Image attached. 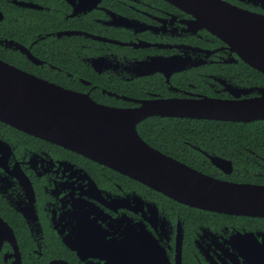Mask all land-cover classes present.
I'll use <instances>...</instances> for the list:
<instances>
[{
    "label": "flooded vegetation",
    "instance_id": "af4514ba",
    "mask_svg": "<svg viewBox=\"0 0 264 264\" xmlns=\"http://www.w3.org/2000/svg\"><path fill=\"white\" fill-rule=\"evenodd\" d=\"M191 4L0 0V61L116 110L233 103L239 115L257 118L156 113L137 131L151 148L209 177L264 187V72L242 55L248 36L264 35V0ZM195 120L255 128H171ZM0 219V264H163L164 256L169 264H264V210L179 203L2 120Z\"/></svg>",
    "mask_w": 264,
    "mask_h": 264
},
{
    "label": "water",
    "instance_id": "95a60500",
    "mask_svg": "<svg viewBox=\"0 0 264 264\" xmlns=\"http://www.w3.org/2000/svg\"><path fill=\"white\" fill-rule=\"evenodd\" d=\"M171 1L187 8L193 0ZM248 37L253 38L242 55L264 72V35ZM223 38L229 39L230 35ZM232 39L234 46L239 45L235 37ZM235 110L233 103L223 105L209 100L159 102L133 111L116 110L0 61V120L82 152L179 203L215 212L251 213L264 210V187L237 185L209 177L151 148L137 131L140 121L156 113L225 121L257 118L241 116ZM259 110H264L263 105H259ZM163 264H169L165 256Z\"/></svg>",
    "mask_w": 264,
    "mask_h": 264
},
{
    "label": "trees",
    "instance_id": "16d2710c",
    "mask_svg": "<svg viewBox=\"0 0 264 264\" xmlns=\"http://www.w3.org/2000/svg\"><path fill=\"white\" fill-rule=\"evenodd\" d=\"M171 128H255L254 126H243L237 124H225L222 122H209V121H178L176 125Z\"/></svg>",
    "mask_w": 264,
    "mask_h": 264
}]
</instances>
